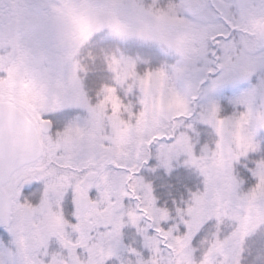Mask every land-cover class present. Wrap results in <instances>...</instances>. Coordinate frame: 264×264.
<instances>
[{"label": "snow or ice", "instance_id": "1", "mask_svg": "<svg viewBox=\"0 0 264 264\" xmlns=\"http://www.w3.org/2000/svg\"><path fill=\"white\" fill-rule=\"evenodd\" d=\"M0 264H264V0H0Z\"/></svg>", "mask_w": 264, "mask_h": 264}]
</instances>
